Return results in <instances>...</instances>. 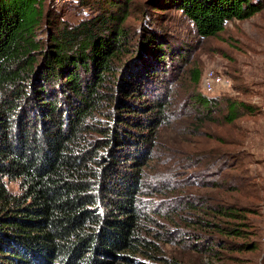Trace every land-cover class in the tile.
<instances>
[{
	"label": "trees",
	"instance_id": "trees-1",
	"mask_svg": "<svg viewBox=\"0 0 264 264\" xmlns=\"http://www.w3.org/2000/svg\"><path fill=\"white\" fill-rule=\"evenodd\" d=\"M44 2L0 0V264H133L158 247L142 235L141 197L159 192L168 200L153 214L193 226L183 239L197 252L256 250L237 224L251 201L231 194L260 200L264 185L256 195L239 153L186 151L185 166L196 169L173 188L144 177L169 116L199 136L218 121L220 100L226 124L252 110L196 91L198 69L182 83L194 46L154 17L174 9L208 38L262 11L264 0H143L134 27L124 24L132 0H77L88 9L76 22Z\"/></svg>",
	"mask_w": 264,
	"mask_h": 264
},
{
	"label": "rangeland",
	"instance_id": "rangeland-1",
	"mask_svg": "<svg viewBox=\"0 0 264 264\" xmlns=\"http://www.w3.org/2000/svg\"><path fill=\"white\" fill-rule=\"evenodd\" d=\"M142 1L132 0L128 8L130 14L125 20V25L129 24L133 27L137 25L140 10L136 4H141ZM76 2L77 0H45L44 6L46 10L58 11L57 14L62 15L64 19L76 22L80 17L87 15L86 10L88 9L80 8ZM154 19L171 35L194 46L182 83L184 80L189 83L188 69H198L200 79L196 85V91L208 96H218L221 99L243 101L251 106L252 110L237 118L232 124H226L220 121L219 115H222L221 108L224 105L220 100L221 108L214 113L218 121L207 123L205 128L201 129L199 136L190 133V126L182 118L177 120L169 116L168 120L158 128L156 150L145 167L144 181L149 183V186H155L157 190L161 189L158 188L160 185L161 187L170 185L173 188L174 183L181 179V173H191L196 169L185 166L182 159L186 151L197 153L198 150L204 149L205 145H222L223 149H230L229 151L242 156L243 167L252 178L254 193L257 195L258 188L264 185V162L262 160L264 125L261 109L264 106V9L250 18L230 21L224 31L208 38L196 37L188 21L174 9H168ZM210 71L229 78L230 84L215 86L213 91L206 92L203 77ZM171 111L173 112L169 115H185L182 109H171ZM219 140H226L225 143L228 144L223 145ZM258 174L262 176V179L255 178ZM7 186L12 193L18 192L16 181L7 182ZM208 191L219 193L217 190ZM232 196L233 200L244 204L247 199L251 201L247 211L243 213V218L237 219V224L249 231L250 239H255L258 245L256 250L241 252L224 250L222 254L218 253L216 256L197 252L191 247L188 239H183L184 236L188 237L186 232L193 226H186L176 214L172 216L171 223H167L160 215L153 214L155 209H165L168 200L163 192H159L153 195L144 194L141 197V206H145L144 210L147 213L145 222H143L142 235L158 247L155 246V250H148L145 254L135 255L132 263L264 264V192H259L260 200L253 199L251 196L250 198L243 196L241 192H235L231 194ZM165 235H171V238L167 237V241L158 239Z\"/></svg>",
	"mask_w": 264,
	"mask_h": 264
},
{
	"label": "built area",
	"instance_id": "built-area-1",
	"mask_svg": "<svg viewBox=\"0 0 264 264\" xmlns=\"http://www.w3.org/2000/svg\"><path fill=\"white\" fill-rule=\"evenodd\" d=\"M59 1V0H56ZM230 79L227 77H223L222 75L210 71L206 73L203 77V86L206 92H211L214 90L215 86H226L230 84ZM263 113V125H264V106L261 108ZM262 158L264 160V137H263V146H262Z\"/></svg>",
	"mask_w": 264,
	"mask_h": 264
}]
</instances>
